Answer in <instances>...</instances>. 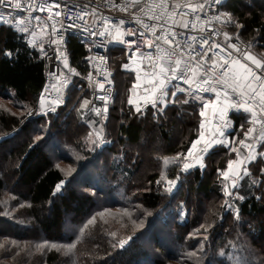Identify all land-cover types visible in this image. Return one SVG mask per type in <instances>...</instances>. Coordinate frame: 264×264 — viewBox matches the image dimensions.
<instances>
[{
	"label": "trees",
	"instance_id": "trees-1",
	"mask_svg": "<svg viewBox=\"0 0 264 264\" xmlns=\"http://www.w3.org/2000/svg\"><path fill=\"white\" fill-rule=\"evenodd\" d=\"M228 8L236 23L243 25L238 29L233 23L231 30L264 49V0H229ZM14 35V30L0 25V49L18 48L21 52L12 60L0 55V99L22 104L19 108L28 107V112L38 100L45 63L41 50L26 47V40L14 39ZM68 48L69 62L82 73L87 68L83 55L88 48L73 37ZM125 56L127 53L120 46L110 50L114 94L107 103L108 112L100 116L106 143L97 151L87 147L86 137L95 131L81 119L78 110L77 104L85 93L80 79L73 80L66 88V101L49 123L31 117L22 120L23 117L8 113L0 105V133L14 131L0 140V146L13 141L17 134L24 136L5 154L8 159L18 160V178L26 187L23 193L9 189L11 195L19 197L16 203L11 202L16 221L0 217L1 223L10 226L7 231L12 232L0 236V264H209V261L216 264L221 251L225 252L223 260L227 264H235L227 254L231 247L229 240L233 236V241L238 232L242 240L248 239L244 243L257 250L264 264V201L256 200L264 185L248 188L244 183L240 194L246 199L235 202L241 213V222L237 223L233 214L221 208L226 198L222 193V179L216 172L218 168L224 169L235 153L218 146L207 157L208 168L186 174L184 181L168 193L161 173L166 179L181 173L180 165H166L164 158L185 153L196 139L203 119L199 115L202 104L177 103L162 115H154L156 110L146 106L136 113L117 94L116 74L121 72ZM177 85L188 89L187 84H175L170 89L175 90ZM178 97L182 101L188 95L178 93ZM232 117L235 130L231 137L244 138L239 126L247 127L246 116L233 113ZM31 132L34 136H43V140L30 149L34 140ZM155 141L160 145L157 152L152 145ZM49 150L59 160L70 166L74 164V169L67 172L56 166ZM75 154H80L79 158ZM261 165H264L263 158L249 165L253 176H259ZM60 180L67 181L64 191L53 196ZM158 180H161L159 185ZM9 186L15 187L14 183ZM93 188L95 195L91 194ZM5 191L4 179L0 178V211L5 209L1 208L4 200L10 202ZM20 199L24 205L18 203ZM145 211L153 215L146 217ZM181 211L186 212L184 218L178 215ZM141 220L147 221L144 230L137 227ZM201 223H214V228L205 233L199 229ZM31 229L34 233L29 237L26 232ZM189 233L193 235L189 237ZM129 236L133 239L120 248L119 241ZM45 242L73 243L75 247L65 256L64 247L52 248ZM235 253L241 256L237 249Z\"/></svg>",
	"mask_w": 264,
	"mask_h": 264
},
{
	"label": "snow or ice",
	"instance_id": "snow-or-ice-1",
	"mask_svg": "<svg viewBox=\"0 0 264 264\" xmlns=\"http://www.w3.org/2000/svg\"><path fill=\"white\" fill-rule=\"evenodd\" d=\"M140 3V0H132L130 5H119L121 11H128L129 7H135ZM229 0H204L203 3H174L172 5L173 10H169L168 0H153L151 7L148 8L147 13H144V8H140L139 11L148 15V19L151 21H162L160 25L157 24H148L144 23L136 13H132L134 21L136 24L140 25L144 31L139 33L141 38H144V42L148 48L155 47V54L149 52L146 59H148L149 64L145 69V82L151 86L145 88L143 96H137L136 94L129 95L127 103L129 105H135L136 113L141 112L140 101L142 100L144 105H151V107L156 110L153 114L162 115L164 111L171 105L175 106L177 103L182 105H191L193 103L202 104L199 115L201 117L206 116V109L211 108L213 113L212 120L205 121L201 119L199 122V130L196 139L191 141V145L187 148L186 153L177 152L175 157L164 158V163L167 164H178L180 165V171L185 174H189L193 169L197 167L200 170L206 168L205 160L206 158L218 147H228L231 152L235 153V159L229 158L227 160V167L225 169L218 168L216 171L219 173L220 177L223 178L222 193L226 198L221 204V208H227L228 211H231L234 216V220L237 223L241 222V213L238 207H235V202L237 200L243 201L246 199L245 195L240 194V190L243 189L244 183L247 184L248 188L253 186L259 187L264 185V165H261L258 168L259 176H253L252 171L250 170L249 165L256 161L258 158L264 157V151H257L258 147L264 148V58H257L255 55H252L249 51H243V62L239 58L241 50L238 48L236 43L231 42V37L228 32H224L225 45L222 46L216 41H210L205 38L203 35L200 37L190 36L189 40L196 42L200 41L201 46L207 45L211 42L212 49H218L219 52L215 53L211 58V64L208 67L205 65L208 61L205 59L208 52L205 51L202 55L195 54L191 48V45H188L189 52L187 53V58H184L183 55H177V49L181 54L184 53V47L178 39V34L165 30L163 27L164 23H168L170 18L177 15L175 9L188 8L195 12L197 9L200 12H204L205 6L212 9L213 15L211 20L220 21L224 18V23H236L233 18V13L228 8ZM61 5L56 2V0H51V2H40V0H0V25L7 26L9 29L14 30V39L26 40V47H34L36 44V37L38 31L35 28L29 26H24L19 12H29L31 13L32 9H37L39 12H47L49 18L53 17V9L60 8ZM87 7V5H85ZM145 7H148L145 5ZM223 9V10H222ZM96 9H93V13ZM15 13V14H14ZM180 15H187L185 12L179 13ZM87 13L83 10L79 13V19L84 20ZM55 17H60L61 12L55 11ZM32 19H35L37 22V27L39 34H44L45 30L48 28L47 23L41 24L40 16H33ZM74 17L69 16V21H72L68 24L69 28H75L76 24L74 22ZM100 19V18H97ZM201 20L200 16H196L195 20L184 21L182 27L187 28L188 24L191 23L193 28H196V21ZM211 20L207 23H211ZM126 21L120 19L118 22H113L109 18H103L101 30L97 31L93 29L89 32L87 27H84L83 31L88 33L92 37L97 35L100 37H110L111 40L108 42H117L120 44H125L129 48L135 46V50L131 53L130 60L135 64V59L137 55L143 57L141 48L136 39H128L125 37H135L137 30L133 28L124 27ZM111 26V27H110ZM161 28L159 35L155 36V42L151 39L145 38V32L155 33L157 27ZM238 29L243 28L242 24L236 23ZM51 31L56 36V39L51 40V44L58 46L56 59L61 60L63 53L59 51V45L61 42H66L65 34L57 30L55 22L51 25ZM204 29L201 28V32ZM31 32V38H28V34ZM217 33L213 32L212 35L215 36ZM179 35H183L180 33ZM238 38V36H237ZM160 41L164 45H168V48L165 49L162 47ZM175 45L173 48L172 46ZM251 43L248 44L250 48ZM89 51L92 47H95V44L89 45ZM41 53L47 55L43 51V45H41ZM20 50L13 48H4L0 49V55L3 57L12 60L13 57L18 58L20 56ZM31 55V53H28ZM172 56L177 58L173 62L171 60ZM85 59H89L86 57ZM97 57H92L89 59V63L92 60H96ZM193 60H196L193 63ZM99 63L96 64V75H100V64H105L107 58L103 55L98 56ZM200 61H204V64H201ZM250 62V63H249ZM63 65L65 69H68L73 75H80L76 72L75 68H71L68 63L67 56H63ZM123 68L127 69L129 64L125 63L122 65ZM105 72L107 68L105 67ZM51 74V73H50ZM92 72H89L86 79L89 82H92ZM108 75H111L110 73ZM61 77H63L61 79ZM108 79V76H105V80ZM141 77L139 74V66H137V81H140ZM59 84L68 88L71 86V80L69 76H66L63 72L57 76ZM173 81H183V83L188 85V89L180 88L178 85L175 90L169 88V84ZM110 82V81H109ZM96 87L99 89H104L105 84L103 81L97 80L95 82ZM57 93V98L51 100V102L46 101L45 94L42 92L39 99V109L38 111L34 110L28 113L31 115H42L44 117H51L49 113L55 114L58 107L64 102L59 98L60 87H57L56 84L52 85ZM140 87L138 82L132 84L133 89ZM47 90V89H45ZM213 92L216 99L203 101V97L199 96L201 92ZM178 93H187L188 98L180 101ZM171 96V100H169ZM102 101L105 102L103 112L106 114L108 112L107 101L108 96L99 97ZM88 101L85 100L80 107L85 108L88 105ZM230 110L236 112L247 113L248 116L245 118L246 123L250 126L245 128V124H240V129L243 130L242 139L231 137L228 130L233 126V120L230 116ZM92 111L96 113L97 116L101 115V109L93 107ZM47 126V124L45 125ZM103 137V129L97 131L98 142H93L92 151H97L101 149L106 141ZM238 139V145L236 141ZM43 140V136H36L32 144L29 145L31 149L33 146H37ZM246 150L247 154L243 155L242 151ZM162 179H166L161 173ZM246 178H248L246 180ZM179 181V176L175 179H166V191L172 193L174 188L177 186ZM243 182V183H242ZM66 180H60L53 190V196L57 194H62L64 187L66 185ZM158 185L161 183V180L156 182ZM92 195L96 194V189L93 188L91 191ZM256 200L264 201V191L260 192L256 196ZM153 213L145 211L146 217H151ZM181 218L186 216L185 211L178 213ZM222 220V217H221ZM91 223V221H89ZM137 227L141 230L146 229L147 221L141 220ZM214 228V223H201L199 229H203L205 233L209 232ZM199 229L197 231H199ZM82 231V230H81ZM239 235V233H237ZM189 237L193 234L189 233ZM205 239H208V236L205 235ZM133 237L129 236L127 240L121 239L119 241V247L124 248V246L132 240ZM47 243V242H45ZM75 247V244H68L65 246L67 251L71 252ZM244 251H247V246L245 245ZM201 256H203L204 249H200ZM195 255V253H193ZM228 256H232V253H228ZM225 252L221 251L219 256L216 258V264H227L223 260ZM211 264V261H209ZM236 264H252L251 260L245 256H237Z\"/></svg>",
	"mask_w": 264,
	"mask_h": 264
},
{
	"label": "built area",
	"instance_id": "built-area-1",
	"mask_svg": "<svg viewBox=\"0 0 264 264\" xmlns=\"http://www.w3.org/2000/svg\"><path fill=\"white\" fill-rule=\"evenodd\" d=\"M40 2H51V0H40ZM57 3L61 5L60 8H54L53 9V17L50 19L49 15L47 12H39L37 9H32L31 13L29 12H19V16L22 19V22L24 26H29L31 28H35L38 31V27L36 26V21L35 19H32L33 16H40L42 23H47L48 28L45 30L46 38L43 43V51L47 53V55H43V62L45 63L44 65V72H43V82L41 85L40 93L37 102L32 105V107L28 110L26 118H38V119H44L46 123H49L51 120H49V117H44L42 115L36 114V115H31L29 116L28 113L31 111H38L39 109V99H40V94L43 92L46 97L47 102H51V100H55L57 98V93L55 89H53L52 85L56 84L57 87H60V94L59 98L63 100L64 102L66 101V88L62 87L58 80L57 76L60 75L61 72H63L66 76L70 77L71 82L75 79H80L83 82L84 90L85 93L84 95L81 96L79 102H78V110L80 112L81 119H83L84 122L87 123L89 127L94 129L96 132L101 129V121H100V116L103 114V108L105 106V102L99 99L101 96H108V101L107 103L112 99L113 94H114V79H113V69L111 68V60H110V50L113 46H120L125 50V53H127V56L130 57L131 53L135 50V46L129 48L125 44H120L117 42H108L111 40L110 37H92L88 33H85L83 31L84 27H87L89 29V32H91L93 29L99 31L101 30L103 18L107 17L113 22H118L120 19H124L126 21V24L124 27L128 28H133L137 30L136 36L135 37H125L126 40L128 39H136L139 43V46L141 48V52L144 54L143 57L140 55H137L136 58L137 60L140 61V69H141V74H142V80L140 83L139 87V92L143 93L144 95V90L145 88L150 87L151 85L145 82V69L147 68L149 61L148 59L144 58L147 56L149 52L155 54L156 49L155 47L148 48L147 45L144 42V38H141L139 33L141 31H144V29L135 23L134 18L132 13H136L137 16L140 17V19L144 23L148 24H157L160 25L163 23L162 21H151L148 19V15L144 14L147 13L148 8L151 7V4L153 0H140V3L136 5L135 7H129L128 11H121L120 8L118 7L119 5H130L132 3V0H56ZM204 0H168V5H169V10L172 9V5L174 3H203ZM87 5V7H85ZM147 5L148 7H145ZM96 9V11L93 13V9ZM140 8H144V13H141L139 11ZM83 10L87 13L85 16L84 20L79 19V13L80 11ZM223 10V9H222ZM55 11H60L61 16L60 17H55L54 13ZM177 12V15L173 16L170 18L168 23H164L163 27L165 30L172 31L176 34H178V39L180 40V43L184 47V53L181 54L179 50L177 49V55H183L184 58H187V53L189 52L188 45H191L192 48L191 50L197 54V58L199 55H202L205 51L208 52L207 57L205 58L208 63L205 65V67L210 66L211 64V58L214 56L215 53L219 52L218 49H212L211 51H208V49L211 48V42L207 45L201 46V43L199 40L196 42H193L189 40L190 36H195V37H200L203 35L205 38L209 39L210 41H216L222 46L225 45V38L223 33L228 32L231 37V42L236 43L238 48L241 50L239 54V58L243 62V51H249L251 54L252 47H248L249 42L246 41L241 34H239L236 31L231 30L230 26L233 23H224V18H222L220 21H215L211 20V16L214 14L212 9L208 8V6H205L204 12H200L198 9L193 12L192 10L188 8H180V9H175ZM185 12L187 15H180L179 13ZM15 14V13H14ZM69 16L74 17V22L76 24L75 28H69L68 24L71 23L72 21H69ZM196 16H200L201 20L196 21V28L192 27V24L189 23L187 28L182 27V24L184 21H192L195 20ZM100 18V19H97ZM211 20V23H207V21ZM55 22L56 28L59 32L65 34V40L66 42H61L59 45V51L60 53H63V56H67L68 58V63L71 68H75L76 72H78L80 75H73L68 71V69L64 68L63 65V56L61 60H57V48L58 46L55 44H51L52 39H56V36L52 33L51 31V25ZM111 27V26H110ZM201 28L204 29L203 32H201ZM161 32V28L158 26L156 29L155 33L151 32H145V38L151 39L155 42V36L159 35ZM213 32H216L217 34L215 36L212 35ZM180 33H183V35H179ZM238 36V38H237ZM76 38L78 41L81 43L83 42L86 47L88 48L87 52L83 55V60L87 62V68L81 73L79 69L71 64L69 62V57H70V48H68V43L70 38ZM95 44V47H92L91 51H89V45ZM162 44V47L165 49L168 48V45H164L162 41H160ZM173 48L175 45L172 46ZM103 55L107 58L106 65L105 64H100V75H96V64L99 63L98 61V56ZM254 55V54H252ZM261 55L260 58H264V49H261ZM257 58H259L258 55L255 54ZM88 57L91 59L92 57H97L96 60H92L91 63H89V59H85ZM176 56H172L171 60L174 62ZM196 60H193V63H195ZM201 64H204V61H200ZM250 63V62H249ZM105 67L107 68V71L105 72ZM92 72V82L90 83L87 77L88 73ZM51 73V74H50ZM111 75H108V74ZM105 76H108V79L105 80ZM63 77H61L62 79ZM97 80L103 81L105 84L104 89H99L96 87L95 82ZM110 81V82H109ZM175 84H180L184 85L183 81H173L169 84L170 86H173ZM47 89V90H45ZM201 97H203V100L209 101V100H214L216 99L215 94L211 91L209 92H201L199 93ZM87 100L89 103L85 108H81L80 105ZM63 102V103H64ZM63 103L58 107V110L63 106ZM147 106V105H146ZM93 107L100 108L101 109V115L97 116L94 111H92ZM56 112V113H57ZM55 114L49 113V116L52 118L54 117ZM233 113L237 114H244L246 117L248 116L247 113L244 112H236L234 110H230L229 114L232 117ZM213 118V113L207 118H205V121L212 120ZM233 120V126L228 130L229 135L234 132V119ZM250 126L247 124V127ZM6 137V134L0 133V140L4 139ZM228 148V147H225ZM243 152V155H246L247 152L246 150L241 149ZM257 151H264V148L258 147ZM187 152V151H186ZM185 152V153H186ZM264 159V157H262ZM194 170H199L197 167ZM182 175H186L185 173H182ZM175 179V178H173ZM167 185V184H166ZM221 186H223V178L221 181ZM176 187L174 188V190ZM173 190V191H174ZM235 206V205H234ZM225 211H228L227 208H224ZM230 214H233L231 211H228Z\"/></svg>",
	"mask_w": 264,
	"mask_h": 264
},
{
	"label": "rangeland",
	"instance_id": "rangeland-1",
	"mask_svg": "<svg viewBox=\"0 0 264 264\" xmlns=\"http://www.w3.org/2000/svg\"><path fill=\"white\" fill-rule=\"evenodd\" d=\"M34 23H36V26H37V22L34 21ZM40 23L43 24L42 21ZM28 35H29V38H31V32H29ZM45 38H46V34L45 33L44 34H39V30H38V35L36 37V44H35V47H37V49L41 50V45H43V43L45 41ZM249 43H251V45H252L251 46L252 49H250L252 54H254V55L256 54L260 58V56H262L261 55V49H259L257 47V43L256 42L255 43L249 42ZM126 58H127V56H125V60H126ZM126 61H124L123 63H126ZM122 64H121L120 70H121L122 73H125L126 76H128V77L126 78V77L122 76L120 74L121 72L116 74L117 75V94H118V96L121 95V97H123V100L125 102H127V99H128L129 95L136 94L137 96H140V95H143V93L139 92V88L133 89L132 91H129V89L132 88V84L133 83H136V82L139 83V81H137V71H134V70L132 71L131 69H129V67L125 70V68L122 67ZM140 77H141V74H140ZM0 105L3 106L5 108V110L8 111V113L10 112V114L16 115L17 117H21V118L23 117L22 120L26 117V113H27V108L28 107L25 110H22L23 108H19V107H23L22 104H18V103L14 104V102L12 103L9 100L0 99ZM131 106H132V109L135 110L136 106L135 105H131ZM140 106H141V108L142 107H146L142 100L140 101ZM147 106L151 107V105H147ZM205 111H206V116L202 117L203 119L209 117L211 115V113H212L211 108L206 109ZM37 128H40V127H37ZM100 128H102V126H100ZM172 130L174 131L173 133H176V130L174 128ZM94 131H93V133H94ZM6 134L13 135L14 131H11V132L6 133ZM31 134L33 135L32 132H31ZM22 135L23 134H21V133L17 134V136L14 137L13 141H11L10 143H7L6 145L0 146V178L4 179L5 189H6V191L4 193L7 194L8 198L10 199V202L4 200V203L3 202H2L3 204L1 203L2 204L1 208H2V206H4L5 209H2V211H0V217L1 218L4 217L6 219L7 218L13 219V220H11L12 222H15L16 220L14 219L15 209H14V207H12L11 202L16 203L17 198L19 196L15 195V194L11 195L9 192L11 191V192L14 193V190H15V193L19 192V191L23 193L26 190V187L23 186L20 183V178H18L19 177L18 176V170H17V166L19 165L18 164V160L17 159L12 160L11 158L8 159V155H6L5 153L8 151L9 147H13L14 148L15 145H17L19 142H21L23 140L24 136H22ZM36 136H38V135H36ZM36 136L33 135V139H35ZM86 141H87V147L91 149L93 147L92 143L93 142H98L97 132L95 131V133L93 135H88L86 137ZM152 145L154 146V150L157 152L159 150V146L160 145H158V143L156 141ZM49 151L51 152V157L50 158L53 161V163H55L56 166H59L60 168L65 169L67 172H71L74 169V167H75L74 164H72V166L68 165L66 162H64L62 160H59V157H57L56 154H53L52 150H49ZM4 155L7 156V157H6L5 160H2V157L4 158ZM75 156L77 158H79L80 154H75ZM68 157H71V156H68ZM172 157H175V156H172ZM232 159H235V154H234ZM207 162H208V159L206 158V160H205L206 168H208ZM205 169H203V170H205ZM203 170H200V171H203ZM204 172H206V171H204ZM217 174H218V177L222 179V177H220L218 172H217ZM185 178H186V175H182L181 174L179 176L178 184L180 182L184 181ZM13 183H14L15 187L9 186V185H11ZM163 184H164V187L166 188L167 187L166 179L164 180ZM9 189H10V191H9ZM18 203L20 205H24V202L21 201V199L18 200ZM7 210H9V211H7ZM16 212H17V210H16ZM11 221H8V222H11ZM19 221H23V220L20 219ZM4 223L5 222H2V223L0 222V236L1 237H3L4 235H7L9 233H12L10 231H7V230L10 229V226L7 225V224H4ZM33 233H34V230L31 229V231H29L28 233L26 232V235L29 236V237H32ZM238 233L240 234V232H238ZM232 238H233V236H232ZM232 238L229 240V243H231V247L229 248V253H232V256H228L227 255V257H229L228 259H231L232 261L236 262V257L238 256V253H235V251L237 249L239 254H241V256L248 257L251 260L252 264H263V262H262L263 258L260 255L257 254V250L254 247L252 249L251 245L244 243V241L247 242L248 239L247 240L246 239L242 240L240 238V235H238V234L236 235L235 239H233V241H232ZM3 240L7 241V242H10L9 239H3ZM11 242L13 244L15 243V241H11ZM47 243H48V246H51L52 248L58 247V246L60 248L61 247L65 248V246L69 244V243H66V242H62L61 244H58V245L57 244L51 245L49 242H47ZM16 245H17V243H16ZM245 245L247 246V249H248L247 251L243 250ZM69 253L70 252L67 251V249L65 248L64 255L66 256ZM253 254H254V257L256 259H258V261L254 257H252ZM67 264H70V263H67Z\"/></svg>",
	"mask_w": 264,
	"mask_h": 264
},
{
	"label": "crops",
	"instance_id": "crops-1",
	"mask_svg": "<svg viewBox=\"0 0 264 264\" xmlns=\"http://www.w3.org/2000/svg\"><path fill=\"white\" fill-rule=\"evenodd\" d=\"M133 59H135V64H133L132 62H131V60H130V57H128L127 56V58H126V63L127 64H129V69H131L132 71L134 70V71H137V66H139V74H141V69H140V61L139 60H137L136 58H133ZM123 64H125V63H123ZM122 64V65H123ZM126 70V69H125ZM141 78H142V74H141ZM142 80V79H141ZM140 80V81H141ZM139 81V83H141ZM140 96H143V95H140Z\"/></svg>",
	"mask_w": 264,
	"mask_h": 264
},
{
	"label": "flooded vegetation",
	"instance_id": "flooded-vegetation-1",
	"mask_svg": "<svg viewBox=\"0 0 264 264\" xmlns=\"http://www.w3.org/2000/svg\"><path fill=\"white\" fill-rule=\"evenodd\" d=\"M100 121H101V118H100Z\"/></svg>",
	"mask_w": 264,
	"mask_h": 264
}]
</instances>
